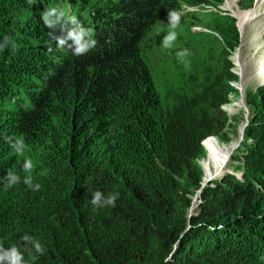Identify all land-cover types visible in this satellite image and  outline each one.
Listing matches in <instances>:
<instances>
[{"label":"trees","instance_id":"obj_1","mask_svg":"<svg viewBox=\"0 0 264 264\" xmlns=\"http://www.w3.org/2000/svg\"><path fill=\"white\" fill-rule=\"evenodd\" d=\"M223 2L0 0V40L15 43L0 50V176L12 169L41 186L0 181V244L19 247L26 264H264V86L246 97L260 88L242 164L197 193L211 137L226 143L215 140L216 173L237 147L221 106L237 80L239 33ZM255 6L264 13V0ZM50 7L90 27L95 48H57L59 29L42 21ZM170 11L181 18L168 49ZM235 11L240 27L255 17ZM21 136L23 156L8 144ZM96 190L118 193L115 207L91 205ZM26 233L45 254L24 250Z\"/></svg>","mask_w":264,"mask_h":264},{"label":"clouds","instance_id":"obj_2","mask_svg":"<svg viewBox=\"0 0 264 264\" xmlns=\"http://www.w3.org/2000/svg\"><path fill=\"white\" fill-rule=\"evenodd\" d=\"M27 2L33 4L35 0H27ZM180 18V14L176 11H170L168 13L170 30L163 38L162 43L164 48H172L173 43L177 39V34L174 29L179 26ZM42 21L44 25L48 29L53 30V32L59 29V34L55 37L57 48H67L73 55L82 56L96 46L93 30L90 27H85L76 16L68 15L59 8H46L42 13ZM8 47H15V43L8 35H5L3 39L0 40V50H4ZM185 55H187V50L177 53L178 58L181 60ZM8 144L11 151L20 156H23L27 147L22 136L16 138L9 137ZM21 167L26 173H31L33 170L32 160L25 157ZM0 181H2L3 185L7 188H11L21 181L35 191H39L41 187L40 184L33 183L31 175H26L22 178L12 169H8L5 175L0 176ZM118 195V193L109 192L105 194L100 190H96L92 193L90 203L100 208L115 207ZM21 241L25 251L31 253L34 250L36 254H45L46 249L40 241L34 239L27 233L22 236ZM35 259L36 256L32 255V260ZM0 264H26L24 252L15 244L9 247L0 244Z\"/></svg>","mask_w":264,"mask_h":264},{"label":"rangeland","instance_id":"obj_3","mask_svg":"<svg viewBox=\"0 0 264 264\" xmlns=\"http://www.w3.org/2000/svg\"><path fill=\"white\" fill-rule=\"evenodd\" d=\"M228 1L229 0H224L223 4L219 5L218 8L220 10H222L223 12H227L228 14H230L235 19L236 27H237V30H238V33H239V43H238V46L236 47V49L238 47L239 48L236 51H238V53H239V51H242V56L245 57L246 59H250L251 58L253 60V62H252V64L248 65V67H247V69L245 70V73H244L245 76L243 77V79H245L246 87L245 86L243 87V86H240V85H237L235 87L231 86L234 90L230 94L229 100H228L227 103L240 101L241 99L244 98V101L247 104V109L245 110L243 107L242 108L238 107L237 109L234 110L233 113L229 114L222 108V110L225 111L227 116H228V125L226 127L227 132L229 133V135L232 138V140L238 139L239 142H238V145H237L236 149L234 148L235 151H234V149L231 151V153L233 151L234 152L232 153V155L230 154L231 157H229L230 158L229 163L228 164L226 163L224 165V166L227 165L228 168L221 174V171L224 168V166H223V168L221 169L220 172H217L215 175H211L210 176V177L213 176L212 178H210L208 180L205 179L206 181L200 187L201 189L204 186L208 185V184L212 185L214 180L220 178L222 175H224L227 172H233V170L236 168L235 167L236 165L240 166L242 164L241 161H240V158H241L240 157L241 156L240 152L242 150V142L244 140L245 131H246V129L248 127V124H249V119H250V116H251L250 112H251V109H252L253 101H254L255 97L258 95V93L260 92V88L262 87L261 86L259 88V90L256 93V95L249 102L246 101V97H247L248 93L253 91L254 90L253 88H254L255 84H257L256 81H255L256 66L254 64L258 63L257 61H259V60L263 61V59H264L263 58L264 57V47L261 48L260 50H258L257 49V45H256L257 42L250 41V38L246 37V34H243V31H242V29L240 28V26L238 24V18L236 17V15H234L233 9H229L227 7V3L226 2H228ZM255 2H256V0H234V10H239L241 13H243L244 18L247 19L249 17L250 11L254 8V13H255V17L253 19L254 23L252 22L250 25L254 26V28H258V27H262L264 25V17L261 16V14H259L260 12L258 11L257 7L255 6ZM208 9H211L213 11V7L212 8H208ZM201 13H204V12L201 11ZM242 23H243V21H242ZM195 29L196 30H204L205 29L204 24H197ZM249 34H250V31H249ZM257 36H258V34H257ZM257 36H256V38H257ZM246 40H249V41L246 43ZM233 51L234 50H232L230 52V59H231V62H232L231 71L232 70L235 71L234 70L235 64L237 65V62H235V64L233 62V60H234V54H232ZM232 55H233V58L231 57ZM152 56L153 55H151V57ZM153 59L157 60L156 58H153ZM262 67H264V64L262 65ZM237 69H238V66H237ZM235 72H233V73H235ZM235 74L237 75V80L230 81L229 83L230 84H240V82H243V81L239 80V75L237 73H235ZM246 79H248V81H246ZM241 124H244V129H243V132L241 133V136L238 138ZM216 139L218 140V138H216ZM221 144H226V143H221ZM204 150H205V156L203 157V160H207V161L203 162L204 165L202 167L203 168L202 171L204 173H208V172L211 171L210 173H208V174H211V173H213V171H216V169H211L210 165L213 162H216V167H217L222 162V158H219V154L222 152V147L220 145H218V143H216L215 140H212V141H209L208 143H206V145L204 146ZM236 155L239 156V160L238 159L237 160L233 159V156H236ZM211 160H212V163H211ZM198 162H199V160H198ZM234 172H236V171H234ZM217 175H220V176L216 177ZM214 177H216V178H214ZM198 203L199 202L196 203L197 204L196 208L198 206ZM191 205H192V202H191ZM196 208L191 213H194L196 211Z\"/></svg>","mask_w":264,"mask_h":264},{"label":"bare ground","instance_id":"obj_4","mask_svg":"<svg viewBox=\"0 0 264 264\" xmlns=\"http://www.w3.org/2000/svg\"><path fill=\"white\" fill-rule=\"evenodd\" d=\"M227 3V7L229 9H233V12H234V15H236V17L238 19H241L240 17V14L238 12H236L234 10V7L232 5V1L229 0ZM261 14V16L264 15L263 12L259 13ZM253 22V21H252ZM251 22V23H252ZM254 23V22H253ZM238 24H239V20H238ZM243 31V34H246V37H249L250 38V41H253V42H257L256 45H257V49L260 50L261 48L264 47V25L262 27H258V28H254V26L252 25H244L243 27H240ZM249 31H250V34H249ZM258 34V36H257ZM257 36V38H256ZM249 40H246V43L248 42ZM245 43V42H244ZM239 48V47H238ZM237 48V49H238ZM237 49H235L233 51L232 54H234V64L235 62H237V65L235 64V67H234V70L236 71V73L239 75V80L240 81H243V82H240V84H237V85H240V86H245L246 87V84H245V79H243V77L245 76L244 73H245V70L247 69L248 65L249 64H252L253 60L250 58V59H246L245 57L242 56V51H236ZM238 53V54H237ZM256 53V52H255ZM233 58V55L231 56ZM261 58V57H260ZM264 58V57H263ZM262 58V59H263ZM258 63H255L254 65L256 66V74H255V81L257 84H255L254 86V90L251 91L250 93H254L256 91V89L262 85H264V67H262V65L264 64V59L263 61H257ZM237 66H238V69H237ZM246 81H248V79H246ZM247 83V82H246ZM245 84V85H244ZM247 101V100H246ZM238 107L240 108H244L245 110L247 109V104L246 102L244 101V98L241 99L240 101H236V102H231V103H227V104H224V110L231 114L234 112L235 109H237ZM248 118V117H247ZM243 129H244V124H241L240 125V130H239V136L238 138L241 136V133L243 132ZM213 139H215L216 141H218L215 137H211ZM210 138V139H211ZM233 141H237V145H238V139H234V140H231L230 142H233ZM219 142V141H218ZM220 143V142H219ZM205 144V143H204ZM235 151V150H234ZM233 151V152H234ZM232 152V153H233ZM232 155V154H231ZM222 164V163H221ZM204 163L201 165V168L203 167ZM203 169V168H202ZM211 172V171H210ZM208 172V173H210ZM208 173H204L203 172V176L206 180H208L209 178H212L210 177L211 175H214L216 173V171H213V173L211 174H208ZM197 193H199V191H197ZM194 207L192 208H189V212H191V209H193Z\"/></svg>","mask_w":264,"mask_h":264},{"label":"water","instance_id":"obj_5","mask_svg":"<svg viewBox=\"0 0 264 264\" xmlns=\"http://www.w3.org/2000/svg\"><path fill=\"white\" fill-rule=\"evenodd\" d=\"M262 86H264V85H262ZM205 181H206V180H205V178L203 177V178H202V181H201V183H200L201 186L204 184ZM198 191H199V194H200L201 188H199ZM199 196H200V195H199ZM198 202H199V200H198ZM189 208H190V207H189ZM189 208H188V210H187V213H188V214H187V216H188V223H189V217H190V215L192 214L191 212H189Z\"/></svg>","mask_w":264,"mask_h":264},{"label":"built area","instance_id":"obj_6","mask_svg":"<svg viewBox=\"0 0 264 264\" xmlns=\"http://www.w3.org/2000/svg\"><path fill=\"white\" fill-rule=\"evenodd\" d=\"M232 71H233V70H232ZM233 72H235V71H233ZM235 73H236V72H235ZM235 73H234V74H235ZM232 83H233V82H232ZM230 85H231V86H234V87L237 86V84H230ZM229 96H230V95H229ZM226 104H227V103H226ZM221 108H224V104L221 106Z\"/></svg>","mask_w":264,"mask_h":264}]
</instances>
